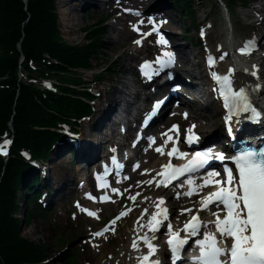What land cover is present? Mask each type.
I'll use <instances>...</instances> for the list:
<instances>
[{
  "label": "snow or ice",
  "instance_id": "1",
  "mask_svg": "<svg viewBox=\"0 0 264 264\" xmlns=\"http://www.w3.org/2000/svg\"><path fill=\"white\" fill-rule=\"evenodd\" d=\"M127 11V10H126ZM139 15V13H136ZM161 21L159 23H165ZM141 23H143L141 21ZM152 23V31L158 32V23ZM133 29L139 31L135 25ZM203 34V33H202ZM150 33H143L142 38L134 41L137 45L142 43L143 36ZM157 43L165 45L167 43L163 37H160ZM252 42H247L245 46L238 51L243 54H249L252 50ZM222 54L219 59L223 60ZM156 64L165 67L174 63V55L171 52L165 51L162 57L157 58ZM209 68H213L216 60L209 56L207 58ZM143 73L146 77L151 78L153 73L148 69L152 68V64L145 62L142 66ZM233 70L225 75H218L212 71V78L217 82L218 94L223 98L224 107L228 109L226 121L230 122L233 116L245 114L249 119H259L261 113L256 110L250 99L247 90L244 87L234 90L232 87ZM253 76L256 72L251 73ZM259 87V86H257ZM159 105H156L158 107ZM184 118L187 119V113H184ZM195 125H190L185 129L184 143L191 146L198 143L199 136L194 132ZM231 131V128H229ZM174 134V135H173ZM164 142L162 145L155 147L157 154L169 157L167 164L161 165L160 171L156 172L155 176L146 181H138L137 187L142 185L155 187H169L174 181H178L181 177L187 176L185 184L188 185V190L183 193H177L176 198L181 195L191 197L194 194L198 195L200 191L206 187H213L214 190L206 196H201L200 207L195 209L196 214L191 215L190 219L185 221L183 227L174 229L169 221L168 209L164 197H157L152 201L154 211L149 214V210L145 208L140 217L137 218L136 224L138 229H147L142 235L137 231V236L133 239L130 247L139 252L141 244L147 249L145 253L137 256V264H160L156 258L159 251V246L155 244V233L160 231L161 227L167 222V239L165 243L168 245L171 253L172 264H177L181 259L182 250L192 237H199L195 241L198 249V255L190 257L192 264H264V148L259 150L244 149L237 155L231 157L235 165V173L231 167L227 165L223 168V175L220 172L208 171L201 178V183L196 184L191 175L204 169L213 160L224 161L226 158L223 153L213 152L211 149L196 151L193 153L181 152L178 148L180 142L179 125H172L171 128L161 133ZM11 141L5 139L0 143V155H7V147ZM155 144V138H149V147ZM171 144L172 147L165 153L164 149ZM173 158L182 159L185 162L180 165L172 163ZM113 164L117 169L122 167L118 164L116 158H112ZM139 168V164L134 166V170ZM109 169H105L107 175ZM149 169H145L141 175H151ZM160 177V179H157ZM103 180V177H98ZM128 179V177H124ZM119 182V181H118ZM101 188H108L106 182H101L98 185ZM179 187H184L180 184ZM117 195H123L119 189H111ZM129 191L128 189L124 190ZM141 193L137 192L134 195H129L127 198L132 203H135ZM91 198V197H90ZM150 197H144V200H150ZM101 202H110L111 197L107 194L100 197ZM217 208L216 212H212L214 217L210 221H201L199 213L202 211H210L211 207ZM132 211L127 208L121 211L112 221L109 222L104 229L93 233V237H104L106 232H114V225L121 218ZM181 215L192 213V208H182ZM88 215L96 217L97 214L88 211ZM148 216L146 223H141L144 216ZM98 218V217H97ZM214 227L215 231H204L201 236L202 229ZM181 233L184 235L181 236ZM106 238V237H105ZM231 240L230 246L226 241Z\"/></svg>",
  "mask_w": 264,
  "mask_h": 264
},
{
  "label": "trees",
  "instance_id": "2",
  "mask_svg": "<svg viewBox=\"0 0 264 264\" xmlns=\"http://www.w3.org/2000/svg\"><path fill=\"white\" fill-rule=\"evenodd\" d=\"M175 1L181 3L178 9L183 15L193 16L192 0ZM91 28L87 41L72 45L60 35L54 0H0V138L9 121L13 132L10 156L6 161L0 157V264H49L45 245L21 234L17 193L26 165L19 151L44 155L55 135L50 127L90 109L76 97L84 92L66 85H57L52 92L27 78L54 76L61 82H79L74 70L90 66L97 50L99 29Z\"/></svg>",
  "mask_w": 264,
  "mask_h": 264
},
{
  "label": "rangeland",
  "instance_id": "3",
  "mask_svg": "<svg viewBox=\"0 0 264 264\" xmlns=\"http://www.w3.org/2000/svg\"><path fill=\"white\" fill-rule=\"evenodd\" d=\"M73 1L75 0H66V3L61 4V2L55 0L58 29L67 42L71 44L84 43L86 41V29L89 26L98 24L102 17L105 16L106 19L105 22H101L102 25L106 24V32L103 34L102 39L98 42V50L96 51V54L93 58L91 57V68L88 70H80V72L77 71L78 73L76 74H80L82 82H88L94 74H98L103 71L99 75L100 85L98 87H102L104 85L110 86V84L112 85V80L114 79L117 82L116 84H121L120 82L122 80L124 81L126 78L120 76L119 74L122 71L123 64L125 67L129 65L128 57L135 53L131 46L136 34L130 29L129 31L131 35L128 40L125 43H119L121 37L118 39L115 38L114 31L107 27V22L115 19L116 11H112L111 8H101L94 11L91 9L82 10L80 7H83V3L78 5L80 7H76L78 9H76V11L72 14L75 15L76 19L74 20L75 24L71 25L66 19V16L68 11L73 7ZM82 1L83 0H81V2ZM150 1L152 2L153 0ZM169 1L171 2V0ZM200 1V3L197 1L194 2V21L191 19L192 16L185 17V15H180L176 6L171 2L173 5L172 13L174 15V23L168 25V28L177 30L179 31L178 33H182L189 38L183 42L181 41V43L184 44V47L189 49L187 50L188 56L194 57L195 61L199 60L198 64L195 65L197 72H201L202 70L200 65L204 49L208 46L213 49L217 48V42L223 36V24L221 19L223 4H218L215 0ZM229 1L230 0H223L224 3L228 4V7H230L229 9L232 12L230 19L235 34L239 36L251 35L253 37L256 32H260L259 26L253 22L257 17L250 15L243 16V14L237 13L238 10H247L257 5V2H253L255 0H246L248 5L243 7L242 4L245 0H233L235 5H229ZM139 8L141 10L144 9L142 7ZM206 12L208 13V19L204 23L198 24V22L202 20L203 14ZM107 13H110L111 16L107 17ZM143 28H146V25L143 26ZM106 36L114 40L113 43L107 47L103 43ZM123 71H128V69L124 68ZM92 84L98 85L94 82ZM88 86L92 88V86ZM98 101L101 102L103 99H98ZM206 113H204V115L208 117L216 115V112H212V115L208 112ZM214 121L216 124V119H214ZM185 123H187V121ZM215 128H217V126H215L214 129ZM64 157L68 158V160L70 159L67 155H64ZM142 162H144L143 165L145 167L151 165V163H146L145 159H142ZM73 163L74 161H71L67 164L66 161H64L63 165L64 167L71 168ZM139 172L140 171H137V173ZM142 178L144 177L141 174H138L137 178H135L132 182L130 180L127 181L126 185L119 183V186H133V188L124 192L123 196L114 193L115 204H111L112 207L108 210V212H106L107 214L104 216L98 215V218L87 215L86 210L95 209V207L90 203L89 205H86V207H84L81 203L75 204L77 203V201H75L77 198L75 192H72L69 195L67 194L68 196L65 195L64 200L61 201V205L55 203L50 209H43L39 201V204H36L32 200V197L29 198L26 203L24 200H19V211H17L16 215L21 219V234L32 242L45 245L46 253L50 259V264H64L65 256L67 254L74 256V264H128L129 257L133 256V253L129 252L131 249L130 245L133 239L137 236V231H140V234H143L146 229H138L136 224L137 218L140 217L141 212L145 208L149 210V214L153 211L152 201L159 195L158 192L157 194L151 192V186L144 188L141 186L137 187L136 182L141 181ZM119 186L115 189H118ZM137 191L141 193V195L134 203L135 209L133 215L125 217L123 221L116 226L114 232L111 231L106 235V239L99 240L98 238L93 237V231L100 228L106 218L112 216L118 209L130 204L131 201H129L127 197L129 195H134ZM23 195H25V192L20 190L18 195L19 198ZM144 197H150L151 199L144 200ZM26 217L27 219H25ZM147 220L148 216L145 215L141 223H146ZM132 224L135 225L134 228ZM131 225L132 228H130ZM122 233H125V237H128L126 241H124V237L121 238L120 235ZM101 241L103 243H101ZM95 243L100 245L102 252H97L95 250ZM87 248L92 249L96 255L93 260L84 263L82 261V256ZM141 249L142 246L140 247V250Z\"/></svg>",
  "mask_w": 264,
  "mask_h": 264
},
{
  "label": "bare ground",
  "instance_id": "4",
  "mask_svg": "<svg viewBox=\"0 0 264 264\" xmlns=\"http://www.w3.org/2000/svg\"><path fill=\"white\" fill-rule=\"evenodd\" d=\"M58 2H61V4H64L66 3V0H58ZM113 2L117 4L115 5V7L113 5L115 3ZM123 2L130 6L143 7L147 11H150V13L156 14V16H158L159 19L160 17H163L164 15H166L167 18H169V21L165 22V27H163V29L167 30L166 33H168L172 38H176V35L173 34L176 32H171L168 29H166V25L174 23L173 22L174 15L172 13L173 5L171 3L172 1L170 2L169 0H153L152 2L150 0H105L102 2H99L97 0H83L82 2L81 0L80 1L75 0L72 3L73 7L71 6L72 8L67 13L66 19L68 20V22H70L71 25L75 24L74 20L76 19V17L75 15H72V14L76 11V9L80 7L78 5H80L81 3H83V7H80L82 10L91 9L92 11H94V10L101 9V8H111L112 11H115V9H117L119 6L118 4L123 3ZM254 2H257V5L247 10H244L242 13L244 16L253 14L257 17L255 20V24L259 26L260 34H262L263 36L260 35V37L258 38L256 37L258 35H254L252 38L262 39L261 42L260 40L258 42L256 41V45L258 49L254 51L252 55L237 56L240 59H237L236 57H234L233 59L232 54H230V57H229L228 53H233L234 50L238 51L240 40L237 38L236 35L233 34V29L230 30L229 28H227L228 29L227 33L226 34L224 33L223 39L217 42V48L213 49L212 47L208 46L206 47L205 52L211 51L216 54L217 61L213 67L215 69L213 70L222 71L223 73H228L229 69H232L233 73L231 77L234 83L236 84V86L239 87L240 85H243V84H247L249 86L251 85L253 87L252 94L254 95L255 101L257 102V104L264 107V85H263L262 78L260 76L262 59L264 57V52L260 51L262 48H264V0H255ZM227 14L229 15V12H227ZM117 19H120L121 21H123L122 24L124 26L123 29L117 31L118 38L120 37L122 38L123 36H126V35H131L129 30H130V26L133 25L134 21L131 19L130 14L126 15L125 18H120V16L116 14L115 20L108 22L109 29L113 31L116 30V26H117L116 20ZM141 21L144 23L143 19H139L138 20L139 24H143L141 23ZM113 41L114 40L112 38L106 36L105 40H103V43L107 47V46H110L113 43ZM178 47L179 49L176 53V56L179 61L183 62L181 66H184V68L187 70L186 72H188L189 76L187 78V83L189 85H194L195 88H197L200 92H202L200 82L204 81L205 77L204 75H202L201 72L196 71L197 69L195 65L197 64V62L195 61V58L187 55L188 54L187 50L189 49L187 47H184V44H178ZM225 53L227 55L224 56L223 60H220L219 57ZM253 71L256 72V75H258V77L252 76L251 73ZM173 74L174 76H176V73L174 70H173ZM179 78L181 79V77ZM127 84H131V83L128 81ZM109 88L110 86H107V85L98 87L96 89V97L94 100L101 99L103 93ZM206 88L208 87L204 85L202 88L203 91H206ZM191 89H194V88H191ZM202 96L205 99L204 94ZM96 105H97L96 116H98L99 120L102 121L103 119L102 110H101L102 103L97 100ZM190 105L192 107L193 114L190 115L189 117L197 120L196 125L202 132V137L204 139L203 143H206L209 141L207 140L208 137L210 139V136H208L207 134L209 129L213 128V130L211 131L212 133L210 134H214V135L224 134L225 135V132L222 126H218V128L214 129V127L217 126L219 114L213 117L211 116L208 117L204 115V113L206 112H208L211 115H212V112H216V113L218 112V108L215 102L204 103L202 106L200 104H198L199 106H196L195 103H191ZM200 110H202V112H200ZM94 116L95 114H93L92 117ZM92 117H90V119ZM214 119H216V124H215ZM242 120L246 122L244 116L242 117ZM258 125H259V128H254L252 131H257L259 129H262L264 131V122H258ZM106 135H107L106 127L102 126L101 123L97 121L93 123L92 125L88 126L87 128H84L83 132H80L76 136H72L69 140L67 139L62 143L54 145V147L50 150L49 152L50 155H49L48 160L40 163L39 165V170H40L39 173L41 174L39 189H41L43 192V200H42L43 204L48 209L52 208V206L55 203H58L59 205H61V201L64 200L65 195L72 192L73 190H77L78 192L79 190L83 191V189L79 188L77 184L76 175L78 174L80 169L83 170L85 168V165L87 164L95 165L100 160H103L104 153L102 151L105 148L103 144L108 139ZM127 135L129 136L130 133L128 132ZM143 142H144L143 139L137 140L136 145L143 144ZM106 150H107V153L111 151L110 144H108V147L106 148ZM64 155L69 156L70 159L68 160V158L64 157ZM135 155L138 157L144 156L146 159V163L152 164V165H149L147 168L149 170H152V172L158 169L164 163L168 162V159H169L168 157L165 158L164 156L157 154L156 151L147 150V148L145 147L139 148L135 152ZM98 156L99 158H97ZM64 161H66L67 164L70 163L71 161H75L76 166H71V168L64 167L63 165ZM141 169L143 170V168ZM92 175H93L92 172L88 173L87 175V177L90 180V185L88 188L89 191L94 190ZM132 175L135 179L137 174L135 172H132ZM103 189L105 190V188ZM151 191H153L154 193L156 192V190H154L153 187H151ZM83 194H85V192ZM173 197H174L173 193L167 194L166 196L167 202L171 204H175L176 201ZM191 198H194V197H191ZM85 199L77 198L76 201L77 203H81L84 207H86L88 203L85 202ZM185 200H189V198L180 197V199H178L179 202H183ZM111 204H114V203L96 204L97 206H99V211H97L96 214L104 216L105 214H107L106 212H108V210L111 209L112 207ZM95 209L97 210L98 207H95ZM169 210L176 211V205H172L171 207H169ZM173 216H174L173 217L174 221H179L183 218V215L177 212H173ZM132 225L134 228L135 225L134 224ZM132 225L130 226V228H132ZM162 227L164 228L165 224ZM125 235H126L125 233L124 234L122 233L120 235L121 238L124 237V241L128 239V237H125ZM105 237L107 238V236ZM105 237H100L99 240L106 239ZM101 243L103 242L101 241ZM95 250L97 252H102V248L100 247L98 243H95ZM129 252H135L133 258L129 257L130 264H135L137 262L136 257L143 253L141 251L139 252L134 251L132 248L129 250ZM95 255L96 254L92 249L87 248L84 255L82 256V261L84 263L91 261L95 258Z\"/></svg>",
  "mask_w": 264,
  "mask_h": 264
}]
</instances>
